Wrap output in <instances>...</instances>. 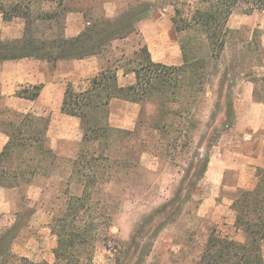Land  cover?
Segmentation results:
<instances>
[{"label":"rangeland","instance_id":"1","mask_svg":"<svg viewBox=\"0 0 264 264\" xmlns=\"http://www.w3.org/2000/svg\"><path fill=\"white\" fill-rule=\"evenodd\" d=\"M0 1L9 13L14 6H20L29 14L28 20L6 18L0 11V39L5 41L21 39L28 30L29 35L40 40L61 36L67 17L79 11L84 13L86 27L105 17L121 21L113 28L132 21L134 32L109 41L96 54L103 70L117 74L119 70L127 71L133 76L118 75L121 85L137 82L135 69L141 71L143 78L154 77V82L170 76L166 69L161 70L165 74L158 76L154 71L150 75L154 68L150 67V57L144 49L147 46L150 52L149 43L155 42L151 50L155 53L158 46L159 51L160 45L165 44L162 37L180 47L177 52L175 47H169L173 61L163 64H184L182 42L189 57H200L201 61L195 68L196 80L200 82L196 98L182 94L173 81L169 90L158 85L153 97L143 104L112 99L108 105L89 112L87 124L96 130H89L90 140L85 142L81 119L67 118L68 114L62 110L63 93L70 85L77 91L89 88L94 76L63 75L61 89L47 94L42 90L35 101L17 95L25 88L32 90L27 84L11 94L0 93V109L11 107L20 112L35 109L50 117V144L57 156L54 161H47L29 182L4 189L0 184V236L9 234L4 241L0 240V264H56L54 250L58 236L53 227L60 211L66 208V193H82L83 185L72 163L82 153L88 158L93 153L104 154L107 160L94 164L100 178L93 199L98 200L95 205L100 210L93 216L99 227L90 245L82 248L80 264H115L116 254L126 249L138 224L196 181L194 174L204 153L210 155V162L193 199L179 205L175 214L169 213L167 217L171 215L172 220L164 226L158 227L161 224L158 221L143 236L146 242L143 264H196L213 229L236 240L245 239V234L235 228L232 203L238 189L254 186L258 168L264 167V105L256 99L255 85L245 75L252 66L264 73V51L260 56L250 49L256 29L260 30L257 38L264 46V12L233 13L228 26L239 31L229 38L221 56L213 57L204 29L197 20H192L198 9L208 6L207 1ZM143 12L147 16L143 17ZM50 14L54 17H48ZM174 19L182 31H177ZM178 52L180 60L175 62ZM31 59L47 72L49 79L60 77L62 71L70 68ZM232 69L237 72L234 81L229 80L232 85L222 86L223 75ZM230 91L232 117L225 96ZM158 123L161 127H157ZM13 162L16 164V159Z\"/></svg>","mask_w":264,"mask_h":264},{"label":"trees","instance_id":"2","mask_svg":"<svg viewBox=\"0 0 264 264\" xmlns=\"http://www.w3.org/2000/svg\"><path fill=\"white\" fill-rule=\"evenodd\" d=\"M203 1H207L208 6L204 10L198 9L192 20H197V23L204 29L210 54L213 57L221 56L227 47L229 38L239 31L228 26V20L233 13L236 11L246 14L264 12V0ZM0 11L6 18L23 17L26 20L29 18V14L23 12L20 6H14L11 13L5 11L1 1ZM142 16H147V12H143ZM48 17L53 18L54 16L50 14ZM174 23L177 31L183 30L177 20L174 19ZM118 24H121V21L105 17L91 26H87L81 34L75 37H66L63 34L40 40L33 34L29 35L28 30L21 39L8 41L0 39V63L22 58H36L47 60L56 66L62 59H83L96 55L109 41L124 38L136 30L132 21L121 27L113 28ZM124 30L126 31L124 32ZM259 31L258 29L255 30V39L253 43L251 42L250 49L256 50L261 56L264 46L257 38ZM181 48L184 64L168 66L152 61L148 47L145 46L144 49L150 57L149 65L154 68L153 71H149L150 75H153L154 71L158 76L165 74L162 73V69L169 71L170 76H163L166 78L161 81L158 79L157 82H154L152 76L143 78L141 71L135 69L133 71L136 73L137 82L132 85L121 86L115 71L103 70L98 76L90 80L91 86L84 91H76L71 85L68 86L65 91L62 110L64 113L82 119L85 129L84 142L90 140L89 130H96L87 124L89 112L108 105L112 99L119 98L143 104L145 100L153 97L152 92L158 88V85L164 90H169L173 81L182 94L188 93L189 99L194 95L196 98L200 82L196 80L195 68L201 63L200 57L190 58L188 49L183 42ZM258 65L262 66L261 64ZM254 67H250L245 75L255 85L254 95L256 99L264 103V73L262 74L260 70ZM236 74L235 69L225 73L221 85L225 86L226 84L230 87L232 84L229 80L234 81ZM188 79L190 80L188 81ZM155 80L157 79L155 78ZM42 89L43 84H37L32 87L34 91L25 88L19 91L17 95L35 100L40 96ZM225 96L228 100L229 115L232 117L234 106L232 92L230 91ZM50 122V117L37 115L34 112H20L10 107L0 109V131L9 136V141L0 153V184L2 186L14 187L22 181L29 182L40 170L44 169V164L47 161L56 159L57 156L50 145L48 135ZM161 125L158 123L157 127H161ZM135 132L126 131L127 134H134ZM104 158L107 160L104 154L93 153L88 158L82 153L78 159L72 162L73 171L83 185V190L81 194L72 193L69 195L66 193L68 195L66 208H63L59 218L55 219L53 231L58 236V244L54 250L56 264H80L83 255L82 248L90 245L92 236L98 230L99 222L95 220L93 213L97 212L96 210L99 211L100 208L95 205L99 203L96 202L98 200L94 201L93 192L97 187L100 175L94 164H98ZM15 159L16 164L13 162ZM209 162L210 155L204 153L198 161V169L194 174L196 181L188 189H183L179 195L174 196L160 208L147 215L138 224L126 249L116 254L115 264L144 263L146 242L143 236L149 231L152 224L158 221H161L158 227L164 226L172 220L170 219L171 215L167 217L169 213L175 214L179 205H182L184 201L193 199V193L205 177ZM232 208L236 214L235 228L245 234V239L243 241L236 240L221 234L217 229H213L196 264H264V167L258 168L253 187L238 189L233 198ZM90 216L91 218H88ZM105 224V222L102 223V225ZM8 235L6 233L0 236V240L4 241Z\"/></svg>","mask_w":264,"mask_h":264},{"label":"crops","instance_id":"3","mask_svg":"<svg viewBox=\"0 0 264 264\" xmlns=\"http://www.w3.org/2000/svg\"><path fill=\"white\" fill-rule=\"evenodd\" d=\"M85 29H86V24H85V19H84V13L79 11V12H76V13L67 17V23H66L64 35L66 37H75V36H78L79 34H81ZM154 43L155 42L149 43L150 55H151L152 61L157 62V63H167L169 61H173V56L170 55L169 47H171V48L175 47V49H176L175 52L180 50V47L178 44L174 45L175 42L174 43H173V41L170 42L169 39L162 37V43H165V44L160 45L159 51H157L158 46H156V48H155L156 52L154 53L151 50L154 47ZM180 53L181 52H178L176 54L175 60H177V61H175V62H179L180 55H181ZM33 61L34 60L33 59L30 60V58H22V59H17V60H8V61L0 63V93H2V94H11L12 92L14 93L16 89H19L20 86H22L24 84H27V85L32 86V87L34 85H37V84H43V89H42L43 93L47 94V93H51L55 90L61 89L60 81H61V79H62L61 77H63V75L71 77V78H74V77H93V76L96 77L103 71V68H102V65L100 62V58L98 55H92V56H89V57H86L83 59H70V60H66V61L63 59V60H60L58 62L59 63L58 65H60V66L62 65L63 67L65 65H67L68 67L70 66L68 71H62L60 77L57 75L54 79H49L47 72L44 71L42 68H40V66H38ZM121 73L123 76L130 77V78L133 77L131 74L125 73L124 71L119 70L118 75H121ZM132 84H134V83L131 82L129 85H132ZM121 86H127V85H121ZM29 88H31V87H29ZM82 91H84V90H82ZM43 93H42V96H43ZM63 95L65 97V92L63 93ZM64 97H63V101H64ZM12 99H15L14 96H12ZM30 100H32V99H30ZM35 100H33V101H35ZM63 101H62V105H63ZM133 103H137V102H133ZM260 104L264 105V103H262V102H260ZM22 112H25V111H22ZM26 112H34L37 115H42L41 113L37 112L35 109H31V110L26 111ZM65 114H67V113H65ZM69 115L70 114L66 115L67 118L78 117V116H74V115H70V116ZM78 118H80V117H78ZM81 121H82V119H81ZM51 127H52V125L50 122V127H49V131H48L49 139H50L49 132H50ZM63 137H69V136L63 135ZM0 138H2V143L0 145V153H1L2 150L4 149L5 145L9 141V136L7 134H5L4 132L0 131ZM2 188L4 189V186H2ZM0 189H1V187H0Z\"/></svg>","mask_w":264,"mask_h":264}]
</instances>
